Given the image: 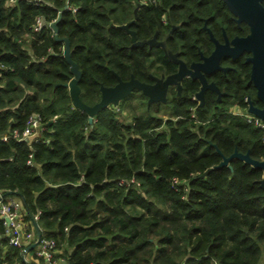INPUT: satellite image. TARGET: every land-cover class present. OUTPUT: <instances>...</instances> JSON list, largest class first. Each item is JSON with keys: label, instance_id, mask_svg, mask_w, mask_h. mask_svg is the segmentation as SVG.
Wrapping results in <instances>:
<instances>
[{"label": "trees", "instance_id": "16d2710c", "mask_svg": "<svg viewBox=\"0 0 264 264\" xmlns=\"http://www.w3.org/2000/svg\"><path fill=\"white\" fill-rule=\"evenodd\" d=\"M195 1L0 0V188L39 212L42 238L56 240L55 257L67 264H264L263 170L240 158L220 165L235 150L264 158V130L228 112L243 98L199 105L198 83L184 81L165 102L139 91L126 101L130 117L109 105L90 123L73 105L64 41L50 26L61 14L80 98L94 105L120 79L150 83L177 67L162 47L134 46L120 25L133 21L139 40L174 26L168 45L177 50L187 33L197 36L188 31L203 14ZM35 113L39 135L14 137ZM5 229L0 218V264H39Z\"/></svg>", "mask_w": 264, "mask_h": 264}, {"label": "flooded vegetation", "instance_id": "af4514ba", "mask_svg": "<svg viewBox=\"0 0 264 264\" xmlns=\"http://www.w3.org/2000/svg\"><path fill=\"white\" fill-rule=\"evenodd\" d=\"M155 1L153 4L158 5V0ZM195 2L203 8V14L196 22L198 28L189 24L188 31L193 30L197 36L192 39L187 33L183 48H170L186 60L188 72L182 78L181 87L170 85L167 97L173 91L180 94L184 81L195 82L198 87L192 98L199 105L213 101L221 107L243 98L245 105H236L264 121V0ZM174 30L175 27L172 26L162 37L157 33L155 35L158 40H162L169 34V39ZM212 54H215L213 59H209ZM192 55H196V58L191 59ZM194 63H200L198 70L193 66ZM176 65L174 72L178 70L179 64ZM153 78L154 82L150 83H155V77ZM146 97L149 100V97ZM250 109H255L262 115Z\"/></svg>", "mask_w": 264, "mask_h": 264}, {"label": "water", "instance_id": "95a60500", "mask_svg": "<svg viewBox=\"0 0 264 264\" xmlns=\"http://www.w3.org/2000/svg\"><path fill=\"white\" fill-rule=\"evenodd\" d=\"M61 17L62 15L60 14L58 19L53 21L50 24V26L55 33V38L57 40L64 41V49H63L62 56L70 64V71L73 74V78L67 84L69 87L70 94L73 99V105L81 109L82 111H85L86 113H88L90 123H93L95 115L98 114L100 110L108 107L111 103H118L119 100L128 96L134 90H141L144 95L149 97L148 102L152 103V102L166 101L167 92H168L170 85L176 84L181 87L182 78L188 72V70L186 69V60L184 58L179 57L178 54L173 52L168 46L167 40H168L169 34L165 35V37L162 40H158L156 35L150 38H147V39L138 40L135 30L130 29V25L133 22L131 21V22L122 24L120 26L124 28L126 31H128V33L131 35L132 44L134 46H144L146 44L148 45L156 44L158 46H162L164 49L165 55L170 60L179 64L178 70L171 74L162 75L160 77H155V83H146L134 77H132L130 80H127V81L120 79L116 85L106 86L102 88V96L99 102L95 103L94 105H88L84 103L80 98L81 90L77 84L78 80L82 76V72L78 64L72 59L70 40L67 37H60L58 35V22L60 21ZM214 55L215 54H212V56L209 59H213ZM193 66L198 70V68L200 67V63H194ZM250 110L255 112L258 115H262L255 109H250ZM236 158H240L244 160L246 163H249L254 167L262 168L263 177L260 180V182L262 186L264 187V159H255L250 155L249 152L243 153L241 151L235 150L230 156L224 157L220 165L228 164L231 160L236 159ZM211 169L212 168L208 169V171H210ZM10 193L11 192H8V194ZM23 202L26 205L28 214L30 215L36 227L37 241H35L28 247V250H32L37 245L39 240L41 239L42 232H41L40 227L38 226V222L35 219V216L30 211L24 199H23ZM63 264H67V263L64 262Z\"/></svg>", "mask_w": 264, "mask_h": 264}, {"label": "built area", "instance_id": "2783aa9c", "mask_svg": "<svg viewBox=\"0 0 264 264\" xmlns=\"http://www.w3.org/2000/svg\"><path fill=\"white\" fill-rule=\"evenodd\" d=\"M33 1L36 4H40L45 2L46 0ZM10 2H15V0H10ZM141 3L147 5L149 3H156V1L141 0ZM66 7L70 9L68 5H66ZM73 10L75 11L76 9L73 8ZM43 25V19L41 17H38L34 25V30L39 31L40 29H42ZM231 112L243 117L246 122L253 124L261 129H264V121L260 117L249 112L248 110L242 109L236 105L231 110ZM43 127L44 124L41 115L35 113L30 115L23 131L20 132L19 130L15 129L13 131V136L19 140L29 139L30 137H36L39 135V132ZM1 139L7 140L8 135L2 136ZM131 181H134V179H132ZM124 183V180H121L119 182V184ZM26 214H28V210L23 202V199L17 195H8L6 198H4L3 190L0 188V218L2 219L3 224L6 228L4 236L8 238L9 244L21 247L25 260L30 261L28 254L31 250H28V247L32 243L37 241V234L36 227L32 219V227L29 230L27 229V227L29 226V222L25 220ZM38 214L39 212L37 213V215H34L36 220L38 218ZM33 249H35V251L31 252L32 256L43 258L44 261L48 264H63L65 262L55 257L56 253L58 252V248L57 242L53 238L43 239L41 236V239Z\"/></svg>", "mask_w": 264, "mask_h": 264}, {"label": "rangeland", "instance_id": "374dc122", "mask_svg": "<svg viewBox=\"0 0 264 264\" xmlns=\"http://www.w3.org/2000/svg\"><path fill=\"white\" fill-rule=\"evenodd\" d=\"M139 95L141 96V93H139V91H133L129 96L124 97L121 100H119L118 103H111L110 105H112V108H114L115 110H119L121 112L120 113V117H122V116H125V117L128 116V117H130V115H131V111L129 109V103H130V101L129 102H126V101L129 98L137 97ZM131 101H132L131 102L132 105H135L136 106V110L137 111H141L142 110V107L139 106V103L140 102L138 101V99L135 98V99H132ZM103 109H105V108H103Z\"/></svg>", "mask_w": 264, "mask_h": 264}, {"label": "crops", "instance_id": "0c3cea01", "mask_svg": "<svg viewBox=\"0 0 264 264\" xmlns=\"http://www.w3.org/2000/svg\"><path fill=\"white\" fill-rule=\"evenodd\" d=\"M28 257L30 258V260L32 261H36V262H38L39 264H48L47 262H45V261H39V260H37L35 257H33L32 256V254H31V252L28 254Z\"/></svg>", "mask_w": 264, "mask_h": 264}]
</instances>
